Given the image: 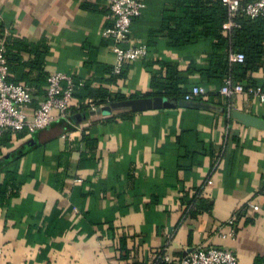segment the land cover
I'll list each match as a JSON object with an SVG mask.
<instances>
[{
  "label": "crops",
  "instance_id": "0c3cea01",
  "mask_svg": "<svg viewBox=\"0 0 264 264\" xmlns=\"http://www.w3.org/2000/svg\"><path fill=\"white\" fill-rule=\"evenodd\" d=\"M143 1L130 35L148 53L121 75L112 74L114 41L104 35L113 23L110 0H0V22L11 39L39 47L48 75L63 72L126 99L147 97L153 70L164 63L183 73L207 67L213 43L171 47L167 26L174 23L166 16L176 0ZM19 71L37 76L27 65ZM248 76L264 86V66ZM188 80V91L199 87L204 100L222 85L198 71ZM43 99L33 97L32 107ZM72 102L68 120L0 143V184L11 179L0 196V264H153L166 245L175 258L218 246L240 264H264L263 130L228 112L175 107L105 115L100 107L84 114L76 107L81 100ZM230 103L264 118V101L249 91ZM195 196L203 202L189 213ZM234 214L237 234L225 238Z\"/></svg>",
  "mask_w": 264,
  "mask_h": 264
},
{
  "label": "trees",
  "instance_id": "16d2710c",
  "mask_svg": "<svg viewBox=\"0 0 264 264\" xmlns=\"http://www.w3.org/2000/svg\"><path fill=\"white\" fill-rule=\"evenodd\" d=\"M247 1L249 0H242V4ZM166 17L167 25L170 22L174 23V26H167L171 47H182L199 39L210 40L213 43L212 50L208 55L209 64L207 67L200 69L191 67L187 73H183L178 71L175 65L164 63L160 69L152 71L150 91L145 96L164 97L172 101L183 99L188 93L189 74L194 71H198L204 76L217 78L221 81V87L228 78H231L235 83H242L243 85L245 83L244 87L247 92L257 87L258 84L255 79L250 78L248 73L259 70L260 67L264 66V16L254 19L239 16L236 19L237 25L231 31L225 32L223 24L228 19V12L221 0H176L172 8V14H168ZM2 40H5V56L11 80L18 83L24 80L26 83H30L35 88L33 90L29 88L33 97L36 95H43L44 97L49 75L44 72L43 52L40 51L39 47L29 44L25 40L11 39V37L5 35V30L0 22V43ZM230 51L244 53L245 60L242 63L230 64L228 61ZM22 52L34 54V58L23 61ZM20 65H27L30 71L36 70L37 76L32 78L29 73L28 76L23 71L21 73L19 71ZM11 72L15 74V77L11 75ZM74 83V97L81 100V105L78 108L80 113H88L89 107L84 103L87 99H93L94 104L99 108L126 99L122 95H114L107 90L92 91L76 80H74ZM219 90L214 99L204 100L199 96L196 97V100L209 102L220 110L225 108L226 112L224 113L227 114L231 99L223 96ZM220 110L216 111L222 112ZM12 133L9 130L6 131L0 137V143L10 140ZM84 140L89 141L88 136L84 135ZM2 164L4 163H0V167ZM10 181L0 184L1 197L6 195L5 184H10ZM197 202L198 205H201L203 200L199 196H195L187 203L189 213L193 211ZM160 253H157L153 264H175L162 261L159 258Z\"/></svg>",
  "mask_w": 264,
  "mask_h": 264
},
{
  "label": "built area",
  "instance_id": "2783aa9c",
  "mask_svg": "<svg viewBox=\"0 0 264 264\" xmlns=\"http://www.w3.org/2000/svg\"><path fill=\"white\" fill-rule=\"evenodd\" d=\"M228 12V19L223 24L225 32L235 27L239 16L257 18L264 16V0H249L242 4V0H221ZM146 4L143 0H110V13L113 19L111 26L104 30L106 37H111L114 44L111 47L115 55L113 75H121L127 63L145 58L148 51L144 45L134 44L131 39V25L139 17ZM245 54L239 51H230V64L242 63ZM74 79L63 72H55L48 76L45 87V96L37 108H33V95L25 84L15 82L10 78L9 66L5 56V40L0 43V137L6 131L20 133L28 131L34 133L50 126L58 120H68L71 116V107L74 99ZM220 93L232 99L237 94L246 93L242 83H235L231 78L226 79L220 88ZM257 99L264 101V87H256L249 91ZM201 95L197 86L184 96V100L193 101ZM89 110L99 109L93 99L84 102ZM81 103H76L79 108ZM236 214L228 221L229 231L223 237L234 238L237 234ZM159 258L167 263L175 264H240L238 256L228 248L209 246L194 247L185 255L175 258L169 253L166 245L160 251ZM157 256V255H156Z\"/></svg>",
  "mask_w": 264,
  "mask_h": 264
},
{
  "label": "water",
  "instance_id": "95a60500",
  "mask_svg": "<svg viewBox=\"0 0 264 264\" xmlns=\"http://www.w3.org/2000/svg\"><path fill=\"white\" fill-rule=\"evenodd\" d=\"M193 108L198 110L205 111H216L220 110L213 104L201 101V100H193L186 101L184 99H180L177 101H172L168 98L164 97H138V98H129L122 101L112 102L111 104L104 105L101 107L102 114L111 115L115 111H129L133 113L143 112L147 110H159V109H168V108ZM220 111L223 113L226 112V109L223 108ZM227 112L233 119H236L242 122L244 125L248 127H253L256 129H260L264 131V118L253 115L251 113L239 111V110H231L227 109ZM92 113H96V111H92Z\"/></svg>",
  "mask_w": 264,
  "mask_h": 264
}]
</instances>
